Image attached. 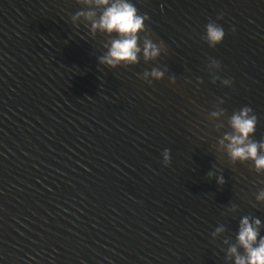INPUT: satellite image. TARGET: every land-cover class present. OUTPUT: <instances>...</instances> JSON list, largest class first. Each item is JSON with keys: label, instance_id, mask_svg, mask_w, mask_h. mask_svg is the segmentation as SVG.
<instances>
[{"label": "water", "instance_id": "95a60500", "mask_svg": "<svg viewBox=\"0 0 264 264\" xmlns=\"http://www.w3.org/2000/svg\"><path fill=\"white\" fill-rule=\"evenodd\" d=\"M129 2L113 66L96 0H0V264H235L242 218L264 237V169L225 139L249 109L264 144V0Z\"/></svg>", "mask_w": 264, "mask_h": 264}, {"label": "clouds", "instance_id": "9594fccd", "mask_svg": "<svg viewBox=\"0 0 264 264\" xmlns=\"http://www.w3.org/2000/svg\"><path fill=\"white\" fill-rule=\"evenodd\" d=\"M96 3L104 7V11L98 21L93 22V29L99 28L107 33H115L118 38L113 39L111 47L103 61L109 65L119 63H135L138 47V33L143 30L144 17H142L136 7L129 0H96ZM224 37L223 29L208 24L206 27V39L211 44H218ZM159 54V49L150 41H145L143 55L146 59L155 58ZM151 75L157 79L163 73L153 69ZM249 109H243L240 113L233 115L231 125L233 134L226 136L229 141L227 145L229 154L233 159H252L258 170L264 169V155H258V147L264 148V144L258 145L249 142L248 137L254 131L255 118L247 115ZM259 198L264 199V193ZM260 221L255 220L250 223L248 218L240 221L237 240L244 249L246 255L237 254L236 247H232L230 252L235 255V264H264V237L257 242Z\"/></svg>", "mask_w": 264, "mask_h": 264}]
</instances>
